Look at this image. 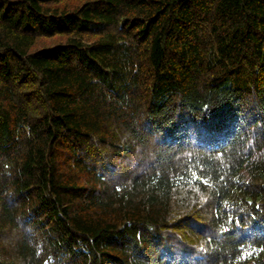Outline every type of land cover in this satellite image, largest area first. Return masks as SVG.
<instances>
[{
	"label": "trees",
	"instance_id": "obj_1",
	"mask_svg": "<svg viewBox=\"0 0 264 264\" xmlns=\"http://www.w3.org/2000/svg\"><path fill=\"white\" fill-rule=\"evenodd\" d=\"M0 264H264V0H0Z\"/></svg>",
	"mask_w": 264,
	"mask_h": 264
}]
</instances>
